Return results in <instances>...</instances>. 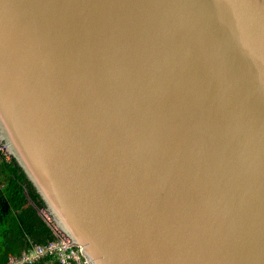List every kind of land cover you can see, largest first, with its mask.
<instances>
[{
    "label": "water",
    "instance_id": "water-1",
    "mask_svg": "<svg viewBox=\"0 0 264 264\" xmlns=\"http://www.w3.org/2000/svg\"><path fill=\"white\" fill-rule=\"evenodd\" d=\"M0 149L88 264H264V0H0Z\"/></svg>",
    "mask_w": 264,
    "mask_h": 264
},
{
    "label": "trees",
    "instance_id": "trees-1",
    "mask_svg": "<svg viewBox=\"0 0 264 264\" xmlns=\"http://www.w3.org/2000/svg\"><path fill=\"white\" fill-rule=\"evenodd\" d=\"M43 205L17 166L0 154V264L53 239Z\"/></svg>",
    "mask_w": 264,
    "mask_h": 264
},
{
    "label": "built area",
    "instance_id": "built-area-1",
    "mask_svg": "<svg viewBox=\"0 0 264 264\" xmlns=\"http://www.w3.org/2000/svg\"><path fill=\"white\" fill-rule=\"evenodd\" d=\"M0 154H3L1 149ZM41 216L52 231L53 239L45 244H34L19 256L10 257L6 264H88L76 245L60 234L44 213Z\"/></svg>",
    "mask_w": 264,
    "mask_h": 264
},
{
    "label": "rangeland",
    "instance_id": "rangeland-1",
    "mask_svg": "<svg viewBox=\"0 0 264 264\" xmlns=\"http://www.w3.org/2000/svg\"><path fill=\"white\" fill-rule=\"evenodd\" d=\"M2 155H3V154H2ZM4 156H5V155H4ZM39 213H40L41 215H43L44 212H43L42 210H40Z\"/></svg>",
    "mask_w": 264,
    "mask_h": 264
}]
</instances>
